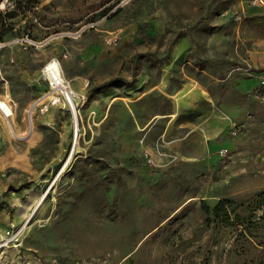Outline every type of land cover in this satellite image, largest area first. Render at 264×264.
Segmentation results:
<instances>
[{
    "label": "rangeland",
    "instance_id": "obj_1",
    "mask_svg": "<svg viewBox=\"0 0 264 264\" xmlns=\"http://www.w3.org/2000/svg\"><path fill=\"white\" fill-rule=\"evenodd\" d=\"M208 1L40 0L9 18L3 47H20L21 67L0 94L13 111L0 112V209L50 195L0 264H264V0H216V15ZM94 39L114 48L103 62L83 51ZM67 56L89 74L79 93L63 72L75 115L42 74ZM36 70L39 85L19 77ZM220 199L249 230L208 219Z\"/></svg>",
    "mask_w": 264,
    "mask_h": 264
},
{
    "label": "crops",
    "instance_id": "obj_2",
    "mask_svg": "<svg viewBox=\"0 0 264 264\" xmlns=\"http://www.w3.org/2000/svg\"><path fill=\"white\" fill-rule=\"evenodd\" d=\"M19 48H20L19 46L12 44H9L3 47L2 49L0 48V94L10 93V84L14 82L15 70L21 67V62L17 55V52L21 53ZM113 50L114 48L102 44L100 40L94 39L88 43V45L84 48L83 51L91 55V58L94 60L93 62H103L104 60L101 57H103V55H107L111 53ZM72 59L73 58L71 56L66 57V60H64L63 62L67 65V68L62 71L64 72L65 76L69 77L70 79H73V81L75 80L73 83L75 89L77 90V92L82 93L84 92V88L86 86L84 78H87L89 74H83L80 71L73 73L68 72V64L70 63V61H72ZM20 75L21 76L19 77H21L23 80H25L26 78L28 84L36 85V83H38L39 85V81L36 82L37 78L38 80L40 79L37 70L34 73L32 72L26 75L24 74H20ZM186 86H191V84L185 85L184 87ZM184 87L183 89H180L176 93L170 92V96L173 97L174 99L171 100V103H174L175 101H179V99L183 98L184 95H186V91ZM193 87L197 88L198 86L194 85ZM190 89L193 88H189L188 91H190ZM154 117H151L152 118L151 120H153ZM64 165L62 166V168L64 167ZM48 191L49 188L46 189V191L42 194L41 197H38L36 193H31L27 197L26 202L23 204H19L17 200H14L15 201L13 204L14 209L11 210V212H9L7 209L6 210L0 209V236L4 235L6 230L12 228V226L16 228L23 220H25L26 218L28 219L32 212V211L30 212V210L36 207V205L40 204L43 198L47 195ZM4 252L11 253V250L5 249Z\"/></svg>",
    "mask_w": 264,
    "mask_h": 264
},
{
    "label": "trees",
    "instance_id": "obj_3",
    "mask_svg": "<svg viewBox=\"0 0 264 264\" xmlns=\"http://www.w3.org/2000/svg\"><path fill=\"white\" fill-rule=\"evenodd\" d=\"M2 0H0L1 2ZM12 1L14 3V6L12 9H10L11 11H16L18 13V15L22 16L24 14H26L27 12H31L36 6L37 4L40 3V0H9ZM113 6H110L106 9H104L102 12H100L97 15L98 17H103L105 15H107L108 11L112 8ZM225 9V8H223ZM222 8H220L217 3L216 0H211L206 2V10L210 15H216L219 14L221 10H223ZM257 8H255L256 10ZM119 11V9L113 11L112 14H117ZM112 14L107 15V18H110ZM96 20V18H89L88 21H94ZM17 21L13 20V19H9L5 16V12H1L0 11V42L5 40V38L11 34L14 29H15V25H16ZM31 23L28 22L27 27L31 28ZM140 31L141 33L146 36L148 35L146 33V30L143 26L140 27ZM20 34V33H17ZM26 34L28 36H30V32H26ZM181 47V43L178 44V49ZM184 52V51H183ZM182 52V53H183ZM169 55H171V46L167 49L166 53L164 54V56H162L160 58V60H165L169 57ZM243 65V66H240ZM246 64H237L236 66H239L241 69H244L246 71L249 72V74H251V69H249L247 66H245ZM201 69H203L202 67H200ZM264 71V69L262 70ZM252 75V74H251ZM254 76V75H253ZM221 77H225L224 75H222ZM119 81H123L121 78L119 77H115L110 79L109 81L105 82L103 85L108 87L114 83H117ZM255 81L254 77H245L243 79L244 85H251L253 82ZM124 83L128 86H132L134 84V81H124ZM50 195V192L47 193L46 198H48ZM234 202L235 200L233 199H220L218 200L213 206H206V211L205 213L208 215V219H214L215 217H220V220L222 223H224L225 225H236L237 221L240 225H244L246 227V229H250L251 221L252 219L248 216L247 218L243 219L241 214L239 212H234L233 216H231V212L234 211Z\"/></svg>",
    "mask_w": 264,
    "mask_h": 264
},
{
    "label": "bare ground",
    "instance_id": "obj_4",
    "mask_svg": "<svg viewBox=\"0 0 264 264\" xmlns=\"http://www.w3.org/2000/svg\"><path fill=\"white\" fill-rule=\"evenodd\" d=\"M42 74L50 82L52 88V93L50 94V97L53 98L54 102L57 103L59 101L60 99L58 96L59 93L62 94L63 96L67 95L68 98L71 100V102L73 97L74 98L78 97V93L66 83L64 79L63 71L61 69V64L58 60L51 59L49 62H47L42 69ZM10 106L11 105L7 101V95L6 96L0 95V112L4 117L13 115V111ZM7 118L8 117H5V119Z\"/></svg>",
    "mask_w": 264,
    "mask_h": 264
},
{
    "label": "built area",
    "instance_id": "obj_5",
    "mask_svg": "<svg viewBox=\"0 0 264 264\" xmlns=\"http://www.w3.org/2000/svg\"><path fill=\"white\" fill-rule=\"evenodd\" d=\"M0 5H2V7H0V11L5 12L7 10L12 9L14 6V3L12 1H9V0H2L0 2ZM117 38H118V36L115 34L114 36L109 38V40H107V41L109 43L116 42ZM16 41H19V42L23 43L24 45L33 43V41L31 39H29L28 37L18 38ZM5 44H6V42L1 41L0 47L4 46ZM263 79H264V76H263ZM63 98L67 101V103H68L69 107L72 109V111H74L75 110L74 106H73L71 100L68 98V96L65 95V96H63ZM74 113H75V111H74ZM5 115H6V113H5ZM5 117H8V116H5ZM145 155H146V157L149 156L147 150H145ZM149 161L151 162V159H149ZM21 231H22V228H14L13 226H12V228L6 230L4 235L0 236V249H2V248H4V249L14 248V249L18 250V248H19L18 238L21 234Z\"/></svg>",
    "mask_w": 264,
    "mask_h": 264
},
{
    "label": "water",
    "instance_id": "obj_6",
    "mask_svg": "<svg viewBox=\"0 0 264 264\" xmlns=\"http://www.w3.org/2000/svg\"><path fill=\"white\" fill-rule=\"evenodd\" d=\"M18 13L16 11H11V10H7L5 11V16L7 18H13L17 15ZM73 115H75L74 111H72Z\"/></svg>",
    "mask_w": 264,
    "mask_h": 264
},
{
    "label": "clouds",
    "instance_id": "obj_7",
    "mask_svg": "<svg viewBox=\"0 0 264 264\" xmlns=\"http://www.w3.org/2000/svg\"><path fill=\"white\" fill-rule=\"evenodd\" d=\"M0 7H2V5H0Z\"/></svg>",
    "mask_w": 264,
    "mask_h": 264
}]
</instances>
